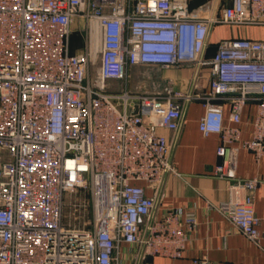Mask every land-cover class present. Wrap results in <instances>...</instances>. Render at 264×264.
I'll return each instance as SVG.
<instances>
[{
  "label": "built area",
  "instance_id": "2783aa9c",
  "mask_svg": "<svg viewBox=\"0 0 264 264\" xmlns=\"http://www.w3.org/2000/svg\"><path fill=\"white\" fill-rule=\"evenodd\" d=\"M215 8L195 10L190 0H0V264L183 257L195 213L156 208L166 175L179 174L164 131H177L184 106L196 100L205 108L200 131L220 137L213 173L228 184L227 199L209 208L259 243L255 193L264 178L241 177L237 165L241 149L264 156V40L232 37L212 58L204 52L217 24L264 26V0H217ZM74 31L84 38L81 51L73 50ZM193 64L208 69L205 90L131 85L135 66ZM250 102L252 137L242 139L238 124ZM89 204L85 224L65 220L66 205ZM194 264L211 261L204 255Z\"/></svg>",
  "mask_w": 264,
  "mask_h": 264
},
{
  "label": "crops",
  "instance_id": "0c3cea01",
  "mask_svg": "<svg viewBox=\"0 0 264 264\" xmlns=\"http://www.w3.org/2000/svg\"><path fill=\"white\" fill-rule=\"evenodd\" d=\"M217 0H190L193 9L204 8L208 12ZM228 1V0H225ZM210 9V10H208ZM245 37L264 40V26L217 24L212 28L204 57L210 59L223 39ZM73 50L74 43H73ZM154 66L157 65H140ZM138 66H135L136 68ZM133 68V69H134ZM161 68V67H160ZM171 79L175 88L188 91L205 90L208 87L207 68L190 65L180 68ZM201 71L205 78L198 80ZM203 81V82H202ZM148 90V88H142ZM149 91V90H148ZM153 90L151 92H158ZM163 91V90H162ZM205 111L201 101H192L184 106L180 128L164 131L173 141V163L177 173L167 174L158 195L157 215L167 207L184 206L193 211L198 224L189 232L184 255L172 259L161 256L150 257L148 264H194V259L207 256L211 264H264V182L255 193V211L261 218L259 243L251 241L245 234L235 229L232 223L218 210L209 208L210 203L219 204L228 197L227 181L214 175L213 168L220 161L217 147L220 137L217 133L203 135L199 129V119ZM230 105L225 104V122H230ZM257 113V103H248L242 112V139L252 137L253 120ZM237 173L241 177L264 178V156L257 158L254 152L241 149L238 155ZM149 195H154V187L146 185Z\"/></svg>",
  "mask_w": 264,
  "mask_h": 264
},
{
  "label": "rangeland",
  "instance_id": "374dc122",
  "mask_svg": "<svg viewBox=\"0 0 264 264\" xmlns=\"http://www.w3.org/2000/svg\"><path fill=\"white\" fill-rule=\"evenodd\" d=\"M211 10L218 12L219 8H213ZM72 37L74 49L76 51H81L82 49H84L85 42L82 35L74 31ZM179 70L181 69H163L154 66H138L132 71L131 85L134 89L148 88L149 91H162L166 89L169 84H171V79L179 75ZM176 89L184 90L181 87ZM73 197L74 196L69 195L67 198V202L69 203V201L73 200ZM90 218H92V207L90 206V204L85 209L82 208L79 211H74L69 207V205H66L65 207V220L67 222L71 221L72 223H78L79 225H83Z\"/></svg>",
  "mask_w": 264,
  "mask_h": 264
}]
</instances>
